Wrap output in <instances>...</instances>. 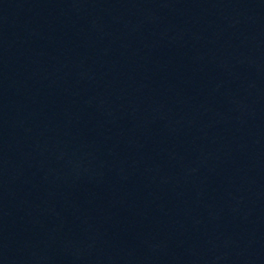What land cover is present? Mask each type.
Instances as JSON below:
<instances>
[{"label": "water", "instance_id": "1", "mask_svg": "<svg viewBox=\"0 0 264 264\" xmlns=\"http://www.w3.org/2000/svg\"><path fill=\"white\" fill-rule=\"evenodd\" d=\"M0 264H264V0H0Z\"/></svg>", "mask_w": 264, "mask_h": 264}]
</instances>
